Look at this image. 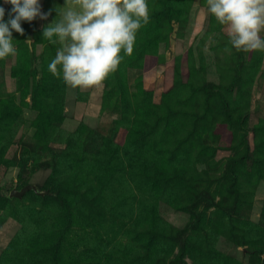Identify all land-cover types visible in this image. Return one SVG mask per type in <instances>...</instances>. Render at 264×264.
Returning a JSON list of instances; mask_svg holds the SVG:
<instances>
[{"label":"rangeland","instance_id":"obj_1","mask_svg":"<svg viewBox=\"0 0 264 264\" xmlns=\"http://www.w3.org/2000/svg\"><path fill=\"white\" fill-rule=\"evenodd\" d=\"M40 3L44 13H51L48 19L44 20L38 17L32 22L22 21L23 35L12 30L13 44L17 49V55L0 60V105L3 106V104L11 102L17 106L10 114H7V121L0 126L3 137L0 140V149L5 147L3 161L8 163V165L4 162L0 164V202L10 196L12 189H21L23 183L26 182L36 184L44 191L47 190L45 183L53 176L56 157L53 155L54 153L44 147H54L56 150L66 148V136L77 130L78 133L70 137V145L67 147L74 151L81 150L83 147H86L88 151H94L96 148H102L103 140L109 139H112L113 143L119 145L121 149L125 148L128 143V132L132 129L130 122L136 125L138 121H135L136 115L137 113L141 114L144 108L142 105L137 107V105L127 104V102L118 99V96L121 95L118 89L115 94L107 95V90H112L113 85L118 87L117 80L112 78L114 73L108 77L112 83L110 86L104 82L102 87L81 89L67 85L62 78V73L58 78L49 71L48 65L55 58L61 44L59 42L51 44L43 37V30L55 20L61 19L57 8L63 9L66 0H40ZM148 4L150 8L153 7L149 0ZM68 5H71V0H68ZM0 7L5 9L4 22H7L10 18L12 5L6 3L5 0H0ZM189 10L187 21L182 25L179 22H174L173 31L169 30L167 33L168 42L162 41L158 49H151V52L143 56L142 62L139 61L137 52L133 51L131 57L124 56L122 65L118 67L120 72L116 71L115 73L120 74L125 88L136 103H142L145 91L148 90L152 94L154 103L161 105L162 95L178 80L180 96L191 94L190 104L192 107H197L200 99H203L206 94L205 87L210 83L219 82L221 77L219 63L224 66L226 77L230 75L229 70L233 64L235 53L232 45H223L222 48L225 52L217 51L222 49H217L220 36L223 38L225 36L229 40L226 26H222L220 30L215 28V17L207 11L206 0H192ZM163 37L162 33L158 39H163ZM263 52L261 51V55L264 56ZM224 54L226 59L219 62L218 55L223 56ZM259 56L260 53L254 57L259 58ZM21 59L24 62L33 60L37 69L35 75L38 81L43 79V67L47 68L50 79L48 83L52 89L49 92L50 97L46 96L44 99L43 104L46 111L53 115L54 109L46 103L53 104L55 102L53 98L58 95L62 99V110H60L62 116L53 118L54 123L47 127L53 137L62 140H53L50 142V146L45 145L44 141L47 140L40 139L38 141L35 138V134L40 132V126L37 118L38 111L33 108V86L19 80L14 75V70L19 67ZM252 82L251 95L246 96L243 101L249 105L251 125L264 120V57L260 71ZM194 89L195 95L193 94ZM42 95L44 94H41V97ZM17 117L22 118L20 125L12 122ZM60 118L61 123L59 124ZM180 122L177 126L167 128L166 132L163 131L162 134L161 130L156 129L152 140H141L143 139L141 136L147 130H151L152 119L148 120L145 127L134 128L137 147H135V154L128 157L126 164L128 168L124 171L121 160H116L109 165L102 162L97 163L95 157L91 158V156L90 160H84L82 164L78 165V174L86 177H80L82 188L78 190L79 196L72 198L68 212H65L63 203L58 197L39 200L29 191L22 198L16 197L20 199L19 208L21 209V205L23 206V213L20 214V211L16 210L15 214L10 213L12 216H5L0 222V262L5 264H50L47 255L51 248H47L45 257L39 256L36 260H34L31 246V252L26 251L25 248L18 250V253L15 251V240L24 237L27 241L28 238L36 237L31 228L40 226L42 233L36 238L47 247L51 245L48 237L52 235V232L58 231L62 247L65 248L63 264H85L88 262L85 259L86 256L82 255L85 248H87L88 255L104 254L108 247L99 244V239L111 243L109 250L120 247L125 249L128 246L126 249L132 260H135V264H148L147 260H151L150 254L145 249L148 240L133 239L134 231L146 232L148 237L149 230L147 231V229L150 227L149 224H146L149 217L147 214H153L157 210L168 222L177 227H183L190 218L188 210H180L175 205L177 198L184 201L191 199H184L183 187L172 189L166 182L142 178L140 167L145 165L146 157L144 158L140 154L141 151H145L144 148L149 149L153 145L157 146L156 156L168 149L172 150L170 154L166 155V159H172L174 162L180 159L191 169L188 170L191 173L190 177H197V175L199 177L203 171H208L209 176L201 175L200 179L194 178L197 190L204 189V185L207 184L205 180L217 176V172L225 166L227 158L233 154L230 148L232 133L225 124L219 125L217 129V132L222 135V144L216 145L215 135L211 134L206 138V145L201 142L200 137H197L189 145L188 143L180 144V142H184L181 139H185L187 136L190 120L185 116V126L189 124L187 127L182 126ZM262 123L264 124V121ZM212 127H215L214 118L201 119L199 133L211 131ZM87 130L91 131L90 138L87 133H83ZM215 145L217 146L216 150ZM204 146H212V148L206 151L201 149ZM28 150H34L40 155L36 154L35 160L30 158L29 166L22 172L21 168L14 164V161L23 157L28 159ZM175 151L178 152L176 155ZM150 161H152V157H150ZM45 163L47 166H42ZM66 164L64 162L60 167L65 168ZM108 175L110 176L108 177ZM258 176L255 175L249 182L248 191H250L251 202L249 200L239 211L242 220H245L246 226L249 227L250 238L245 244H240L230 235H221L216 242L219 255L214 264H225L230 257L241 260L243 264H264V253H258L253 248L254 245L264 247V178L260 179ZM108 178L112 181H108ZM226 195L224 194V198ZM216 197L217 200L222 198L219 193ZM199 208L205 210L209 216L215 212V207L201 205ZM32 212L36 213L34 217L30 216ZM23 227L30 230L23 232ZM127 229H132V231L127 232ZM70 230L73 235L86 232L83 238H88L85 240L80 238L77 244L73 245ZM33 242H35V238H33ZM202 243L205 256L208 251L212 249L215 251V238ZM101 250L103 251L101 252ZM29 254L32 256L29 257ZM195 264H198L197 261Z\"/></svg>","mask_w":264,"mask_h":264},{"label":"trees","instance_id":"obj_2","mask_svg":"<svg viewBox=\"0 0 264 264\" xmlns=\"http://www.w3.org/2000/svg\"><path fill=\"white\" fill-rule=\"evenodd\" d=\"M149 3L153 4V7L150 8V20L138 31L139 33H137L134 45V52L139 53L138 58L140 62H142L143 56L147 53L155 50V48L158 49L162 41H166L165 43L168 42L167 33L169 30L173 31L174 22H179V24L182 25L187 21L192 0H149ZM222 26L223 25L215 18V28L220 30ZM162 33L164 34L163 39H158ZM221 38H223V36L219 38L217 49L222 48V46L226 44L231 45L229 44L230 38L229 40H227L225 36L223 39ZM233 50L235 53L233 64L229 70L230 75L226 77L224 66L219 63L220 80L219 82L210 83V85L205 87L206 94L203 99H200L197 107H192L190 104L191 94L180 96L178 80H176L175 84L162 95L161 105L154 103L152 94L148 90L145 91L142 103H136L130 92L125 88L123 84L124 81L120 74L114 73L112 78L117 80L118 87L113 85L112 90H107V95L115 94L118 89L121 93L118 99L127 102V104L137 105V107H139V105L144 106L141 114L137 113L136 115L137 118L135 121L138 120L136 125H133V123L129 121L132 129L128 132V143L126 147L121 149L119 145L113 143L112 139H109L107 141L103 140L101 145L102 148H96L94 151H88L86 147L74 151L70 147H67L70 145V137L76 135L78 133L77 130L75 133L66 136L67 149L63 148L56 150L54 147H44V149L54 153L53 155L56 157V164L52 173L53 176L45 183L47 189L45 190L47 192L45 195H41L34 190H30L29 192L39 200L58 197L63 203L65 212H68L72 204V198L76 197L78 195V190L82 188L80 177L84 175L78 174V165L82 164L84 160H90L92 157H95L97 163L102 162L105 165H109L116 160H121L123 171L126 170L128 168V166H126L128 157L130 158L131 155L135 154V147H137L134 138V128L145 127L148 120L152 119L153 125L151 130H147L146 133L141 136V138H143L141 140L143 141L145 139L152 140L156 129L161 130L162 132L160 131V133L162 134L163 131L166 132L167 128L177 126L180 121L181 125L185 126L184 119L186 116L187 119L189 118L190 120V127L187 129L186 138L181 139V141L184 142H180V144L188 143L189 145H191L197 137H200L202 140L201 142L206 145V138L211 134L215 135L216 145L222 144V135L217 132V129L219 125L225 124L232 133L230 148L233 154L227 158L225 166L217 172V176L215 175V177L205 180L207 184L204 185L205 188L202 190H197L194 178H201V175L209 176L208 171H203L199 177L198 175L197 177H190L191 173L188 170L191 169L183 164L180 159L175 162L172 159H166V155L170 154L172 150L168 149L156 156L155 150L157 146L153 145L149 147V149L144 148L145 151H141L140 154H142L144 158L146 157L145 165H141L140 167L141 177L150 181L160 180L166 182L172 189L183 187L185 194L184 199L188 198L191 200L184 201L181 200V198H177V204L175 206L180 210L187 209L190 218L183 227H177L175 224L168 222L158 210L154 211L153 214H147L149 217L146 224H149L150 227L147 229V231L149 230L148 237L145 234L146 232L138 233L134 231L133 239L148 240L145 244V249L150 254L152 260L151 263V260L148 259V264H195L196 261L198 264H214L219 255V248L217 249L216 242L219 240L220 236L224 234L232 236V238L240 244H245L247 239L250 238L248 235L249 227L246 226L245 220H242L239 211L249 200L251 202V199H249L250 191H248L251 179L254 178L255 175H259L260 179L264 178V124L262 123L264 120L251 125L249 105L245 104L243 101H245L246 96L251 95L253 86L252 81L260 71V65L264 56L263 54L261 55V51L258 50L244 52L237 51L234 47ZM217 51L225 52L224 48ZM258 53H260L259 58H255ZM131 56H133V54ZM217 58L220 62L225 60L226 56L225 54L223 56L218 55ZM18 66L19 67L14 70V75L17 76L19 80L25 81L33 86V108L38 111L37 118L40 126V132L35 134V138L38 141L40 139L43 141L47 140L44 141L46 142V146H50V142L53 140L61 141L62 139L58 140L47 130V127L54 123L53 118L62 116L60 112V110H62V99L60 95L53 98L55 100L53 104L49 105V103H46L54 109L53 115L46 111L43 104L45 102V97H50L49 92L52 89V86L48 83L50 79L47 68L45 66L43 67V79L42 81H38L35 75L37 69L33 60H26L24 62V60L21 59ZM117 72L120 71L117 70ZM105 82L107 86L112 84L109 78ZM194 93L195 89L193 90V94ZM41 94L44 95L41 97ZM15 107L17 106L11 102L10 104L5 103L3 106L0 105V126L7 121V114H10ZM208 117L214 118L215 127H212L211 131L207 130L203 131V133H199L200 120L207 119ZM59 120L60 124L61 118ZM21 121V117L12 120V122H15L17 125H20ZM1 131L2 129L0 128V140L3 139ZM83 133H87L88 138H90V130ZM216 145L215 150L217 149ZM204 147L201 149L206 151L212 148V146ZM3 152H5V147L0 149V164L4 162ZM177 153L176 151L174 152L175 155ZM187 153H189V150H187ZM36 154L40 155V153H36L34 150H28V159L23 157L14 161V164L19 166L23 172V170L29 166V159L33 158L35 160L34 156ZM150 157H152V161H150ZM132 161L131 159V162ZM64 162L67 163L66 167L61 168L60 165ZM4 163L8 165V163ZM42 166H47V163ZM109 176L110 175H108V177ZM85 177L86 176H84V178ZM108 181L112 180L108 178ZM27 184L31 183H23V186ZM40 190L44 191L42 189ZM218 193L222 196L219 200H217L216 197ZM224 194H227L225 198ZM19 202L20 199L10 196L0 202V222L5 216H12L10 213L15 214L16 210L20 211V214L23 213V206L21 205L20 209ZM201 205H203V207H215V212L209 216L205 210L199 208ZM35 215L36 213L32 212L30 216L34 217ZM22 229L23 232L30 230L27 227H23ZM31 231L37 237L41 235L42 228L40 226L38 228L34 227L31 228ZM126 231L131 232L132 229H127ZM57 232L58 231L55 233L52 232V235L48 237L49 243L51 242L50 247L41 244V241H38L36 237H33L35 238V242H33V238H28L26 241V238L21 237L18 238L19 240H15V251L18 253V250L23 248H25L26 251H30L31 246L34 260H36L39 256L45 257L47 248H51V251L47 255L50 264H63V251L65 248L62 247V241ZM85 233L80 235L74 233L73 235L70 230V236H72L71 243L73 245L77 244L80 238L81 240L84 239ZM214 238L215 251L212 249L208 251L205 256L202 242L212 241ZM98 243L104 247H108L107 251L101 255H88L87 248H85V251L82 252V255H85V259L88 261L85 264H135V260H132L130 254H128V246H126L127 249L120 247L119 249L112 248L109 250L111 245L109 241L106 242L104 239H99ZM253 248L257 250L258 253H264V247L260 245H254ZM102 251L103 250H101V252ZM28 256L30 257L32 255L29 254ZM85 259H83V261H85ZM0 264L5 263L0 262ZM225 264L243 263L235 257H230Z\"/></svg>","mask_w":264,"mask_h":264},{"label":"clouds","instance_id":"obj_3","mask_svg":"<svg viewBox=\"0 0 264 264\" xmlns=\"http://www.w3.org/2000/svg\"><path fill=\"white\" fill-rule=\"evenodd\" d=\"M13 8L4 22L0 7V60L16 56L13 31L24 34L22 21L48 19L40 0H5ZM207 11L227 28L237 51H264V0H206ZM59 21L47 25L43 37L61 44L48 65L73 87H102L118 70L124 56H131L138 31L150 20L148 0H71L57 8ZM56 37V38H54ZM123 52L124 55H121Z\"/></svg>","mask_w":264,"mask_h":264},{"label":"water","instance_id":"obj_4","mask_svg":"<svg viewBox=\"0 0 264 264\" xmlns=\"http://www.w3.org/2000/svg\"><path fill=\"white\" fill-rule=\"evenodd\" d=\"M30 190H34L35 192L41 195H45L47 193L46 191H41L36 184L31 183L23 186L21 189H17V188L12 189L10 196L22 198Z\"/></svg>","mask_w":264,"mask_h":264}]
</instances>
